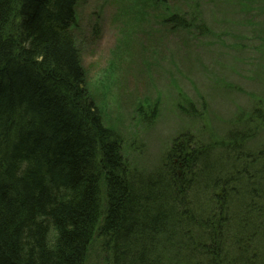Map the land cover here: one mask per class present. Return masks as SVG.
Here are the masks:
<instances>
[{"label":"trees","instance_id":"trees-1","mask_svg":"<svg viewBox=\"0 0 264 264\" xmlns=\"http://www.w3.org/2000/svg\"><path fill=\"white\" fill-rule=\"evenodd\" d=\"M79 1L0 0V264H86L96 235L106 264H264V148L248 147L264 104L252 130L185 132L154 171L129 168L83 87Z\"/></svg>","mask_w":264,"mask_h":264},{"label":"rangeland","instance_id":"rangeland-1","mask_svg":"<svg viewBox=\"0 0 264 264\" xmlns=\"http://www.w3.org/2000/svg\"><path fill=\"white\" fill-rule=\"evenodd\" d=\"M178 12L189 29L164 22ZM193 15L207 31L195 32ZM72 31L83 87L129 168L154 171L185 132L213 144L237 122L252 130L264 104V0H80ZM253 134L248 147L264 148V127ZM106 259L96 235L86 264Z\"/></svg>","mask_w":264,"mask_h":264}]
</instances>
